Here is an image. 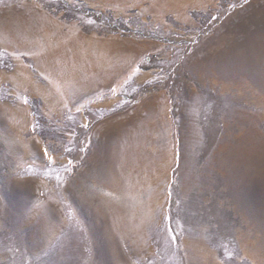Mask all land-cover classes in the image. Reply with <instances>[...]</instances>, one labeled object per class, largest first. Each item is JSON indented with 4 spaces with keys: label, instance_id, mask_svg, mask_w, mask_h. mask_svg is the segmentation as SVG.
I'll return each mask as SVG.
<instances>
[{
    "label": "rangeland",
    "instance_id": "rangeland-1",
    "mask_svg": "<svg viewBox=\"0 0 264 264\" xmlns=\"http://www.w3.org/2000/svg\"><path fill=\"white\" fill-rule=\"evenodd\" d=\"M170 1L0 0V264H112L69 188L100 125L155 97L167 122L137 120L122 133L128 150L147 136V147L166 152L167 176L155 185L146 243L138 232L119 237L118 258L189 264L190 239L221 264H264V0L150 8ZM75 34L118 41L128 66L106 90L69 91L51 109L33 90L53 94L35 51L59 46L70 69L77 45L62 43Z\"/></svg>",
    "mask_w": 264,
    "mask_h": 264
},
{
    "label": "bare ground",
    "instance_id": "bare-ground-1",
    "mask_svg": "<svg viewBox=\"0 0 264 264\" xmlns=\"http://www.w3.org/2000/svg\"><path fill=\"white\" fill-rule=\"evenodd\" d=\"M201 1L203 0H184L183 2L196 5ZM150 8L155 12V15L160 14L162 9L179 10L176 0H171L168 6L157 2ZM70 28L68 31H71ZM76 35L77 37L71 40L68 38L69 41L62 43L67 46L64 47L65 49L74 45L73 43L77 45L75 52L70 53L74 56L73 61H75L70 69L65 65L67 55L59 46H57L59 48L54 47L50 42L45 41V47L35 51L38 68L41 72L47 73L50 91L53 94L41 91L34 86L33 90L40 94L43 92L42 96L51 109L65 103V100L68 99L65 94L69 91L73 93L76 91V94L84 91L88 85L95 83H100L99 89L106 90L105 87L111 83V80L121 77L120 72L128 66V59L127 61L124 59V53L121 52L118 41H90L83 35ZM17 74L22 75L20 70ZM26 84L31 85L28 82ZM54 95L58 98L57 100H52L55 98ZM166 109V102L155 97L137 107L134 112L132 111V115L128 113L126 118L124 116L121 123L116 122V119L102 123L95 133L96 146L93 149V154L74 178L75 186L69 188L73 206L75 208L83 207L81 208L84 212H82L83 217L93 233L94 240L102 244L103 252L105 256L109 257L110 255L112 264H124L115 251L114 244L119 237L127 240L129 236H134L138 232V234H144L137 236L138 239L146 243L148 239H146V233L151 223L150 217L154 215L156 201L154 197L158 192L155 185L158 184L157 181L167 176L169 163L166 152L162 150L161 154H156L160 151L155 152L151 147H147L148 138L143 136L144 134L142 135L144 137L143 146L141 144L135 150L129 149L131 150L129 151L128 147H131L127 137L128 129L124 134L122 132L129 123L133 125L137 120H140L139 123L142 124L140 126H145L147 129H151L152 125H159L160 122H167ZM240 114L242 113L240 112ZM22 119L21 117V121ZM123 124L126 125L118 131L119 126ZM109 130H111L112 138H109L111 142L108 141L107 146L106 135ZM184 248L189 257V264H221L217 261L215 252L201 246L199 242L187 239Z\"/></svg>",
    "mask_w": 264,
    "mask_h": 264
},
{
    "label": "trees",
    "instance_id": "trees-1",
    "mask_svg": "<svg viewBox=\"0 0 264 264\" xmlns=\"http://www.w3.org/2000/svg\"><path fill=\"white\" fill-rule=\"evenodd\" d=\"M84 14L88 15V14H93L94 16H99V14H94V12L88 10V11H83Z\"/></svg>",
    "mask_w": 264,
    "mask_h": 264
},
{
    "label": "snow or ice",
    "instance_id": "snow-or-ice-1",
    "mask_svg": "<svg viewBox=\"0 0 264 264\" xmlns=\"http://www.w3.org/2000/svg\"><path fill=\"white\" fill-rule=\"evenodd\" d=\"M45 152H46V150H45Z\"/></svg>",
    "mask_w": 264,
    "mask_h": 264
},
{
    "label": "crops",
    "instance_id": "crops-1",
    "mask_svg": "<svg viewBox=\"0 0 264 264\" xmlns=\"http://www.w3.org/2000/svg\"><path fill=\"white\" fill-rule=\"evenodd\" d=\"M42 73V72H41Z\"/></svg>",
    "mask_w": 264,
    "mask_h": 264
}]
</instances>
